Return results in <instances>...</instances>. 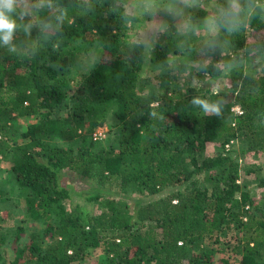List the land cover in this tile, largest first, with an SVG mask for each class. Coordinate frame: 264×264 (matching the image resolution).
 <instances>
[{
  "label": "trees",
  "instance_id": "trees-1",
  "mask_svg": "<svg viewBox=\"0 0 264 264\" xmlns=\"http://www.w3.org/2000/svg\"><path fill=\"white\" fill-rule=\"evenodd\" d=\"M262 1L247 31L219 33L214 53L209 34L167 29L156 34L147 58L143 42L126 39L139 17L122 0H56L67 12L58 35L33 28L30 36L17 33V52L0 46V162L12 164L16 183L29 191L30 217L44 224L24 245L18 229L7 262L0 244V264H75L98 248L102 256L93 264H216L207 240L241 253L240 264H264V196L253 198L240 180L238 157L226 152L240 138L243 152L264 154V67L232 69L230 85L219 92L227 101L223 115L206 117L180 91L178 62L168 59L170 49L190 55L198 48L212 59L205 74L220 78L223 56L231 48L248 56V33L264 34ZM49 15L44 10L40 18ZM95 44L101 52L72 90L65 69L76 48ZM147 62L155 73L145 77ZM209 93L202 98H219ZM152 101L159 105L150 108ZM237 105L241 113L233 110ZM110 109L119 122L116 147L91 136ZM39 115L21 133L25 142H12L15 118ZM54 137L75 145L64 147ZM209 143L224 151L206 156ZM64 171L87 179L98 214L80 203L65 207L73 194ZM129 195L160 196L132 207ZM235 231L242 235L231 244Z\"/></svg>",
  "mask_w": 264,
  "mask_h": 264
},
{
  "label": "rangeland",
  "instance_id": "rangeland-1",
  "mask_svg": "<svg viewBox=\"0 0 264 264\" xmlns=\"http://www.w3.org/2000/svg\"><path fill=\"white\" fill-rule=\"evenodd\" d=\"M130 4L133 7V12L139 17L138 21L131 22L128 28V35L126 39L128 41H140L141 34L146 31H150L158 27L161 20L169 23L170 27L168 29L175 30L177 35H180L176 28L173 26L174 22L170 19L168 13V8L170 6L169 0H154V6L149 7L153 3V0H122ZM214 0H204L202 6L199 7H189L186 10V16L190 17L193 23L200 25V31L195 35L208 34L204 28L202 21L213 12ZM262 6L264 9V0L262 1ZM152 39L147 43L146 46V57H149L153 46L155 45L156 34H152ZM190 35V34H189ZM249 41H252L251 35L248 33ZM144 43V42H143ZM145 44V43H144ZM233 49L231 48L227 55L223 56L225 59H221V65L223 61L226 62H235L236 67H242L245 71L254 69L256 65H259V68L264 67V61L259 63L254 62L252 59H249L245 54L244 50ZM76 57L75 62L70 65L68 69H65V75L70 79L72 84V90L78 88L81 85V82L84 80L98 54L101 52V46L95 44L89 49H85L83 46L75 49ZM208 57L205 53H202L197 48V54L187 55L186 52L180 53L175 49H170L168 52V59L170 62H178V80L181 83L180 91L185 96H199L202 98L206 90H209L210 93L216 91L212 89V83L217 80L223 81V86L220 89L222 91L224 88L230 85L231 82V72L225 73L217 79L211 80L208 74H205V71H201L199 61ZM210 58V62H211ZM147 62L146 67L143 71L144 76H149L155 71H152L148 66ZM220 63V62H219ZM225 63V62H224ZM209 93V95H210ZM208 98L213 99L212 97L207 96ZM237 107L235 106L233 110ZM241 109V108H240ZM242 111V110H241ZM47 110L42 111V115H45ZM65 115H67L64 112ZM39 116H28V117H16L14 120L15 128L17 129L18 134L14 136L12 142L23 143L25 140L21 137V133L26 131L29 124L37 122L40 119ZM118 119L113 114V109H110L105 123L101 126L104 127V133L106 137L102 142L107 147H116L117 144L114 142V138L118 133ZM60 142L64 147H69L75 145L72 141L63 140L59 137H54L52 142ZM80 140L78 143H82ZM245 143L240 138L235 139L230 146V149L226 152L229 154L236 155L240 163V180L241 182H247V188L251 191L253 198L257 202H261L264 196V185H261L264 180V154H256L243 152ZM224 151L222 147L218 144L209 143L206 149V156L213 157L219 152ZM12 164L9 161L1 160L0 162V244L3 247L8 249V255L5 256V261L12 259L14 255L13 245L14 239L18 229L21 227L23 233L21 235L20 244H26L31 236L36 233H42L44 224L42 221L33 220L28 211L26 199L29 194V191L22 189L15 181V177L12 170ZM63 182L70 189H72L73 200L65 201V207L71 208L73 203H80L86 205L89 209L93 211V214H98L101 209L93 201L89 200L90 196L95 195V191L84 177L79 174L70 171H64ZM167 193V190L162 192L160 195ZM160 195L147 196L145 199L139 200V197L135 195L127 196L132 207L138 201L140 203L146 202L153 198H156ZM237 235V239H236ZM242 233L240 231H235L231 233L227 239L230 240L231 244L238 243V238H240ZM225 241V240H224ZM51 239L46 238V244H49ZM206 244L211 246L215 251L216 264H240L242 257L241 253L234 252L231 246L227 245L225 242L215 243L213 240H207ZM102 256V249L98 248L90 252V254L85 258L83 262H77L75 264H93L97 262V259ZM225 261H228L226 263ZM225 262V263H224Z\"/></svg>",
  "mask_w": 264,
  "mask_h": 264
},
{
  "label": "clouds",
  "instance_id": "clouds-1",
  "mask_svg": "<svg viewBox=\"0 0 264 264\" xmlns=\"http://www.w3.org/2000/svg\"><path fill=\"white\" fill-rule=\"evenodd\" d=\"M204 0H169L168 15L174 22L176 30L184 35H195L200 31V25L193 23L190 17L186 16L189 7L202 6ZM154 6L153 3L149 7ZM257 0H214L213 12L202 21L204 28L212 39L208 41L207 47L214 53L217 46L216 37L220 32L235 35L241 31H247L250 27V20L257 15L259 8ZM47 10L50 15L44 19L40 18V13ZM67 18L66 10L56 2V0H0V46L7 47L10 52H17V45L14 39L17 33L22 32L30 36L33 28H38L40 32L47 35H58ZM264 19V14L261 15ZM170 27L169 23L161 20L158 27L141 34V39L147 45L152 39V34H159ZM248 58L259 63L264 61V34H256L252 37V42L246 49ZM210 56L199 61L201 71H206ZM236 67L235 62H226L220 71L228 73ZM223 86L222 80L212 83V89L216 91L213 95L218 99L193 97L191 105L199 109L206 117L223 115L227 101L220 97L219 92ZM159 105V101H152ZM155 116L156 113L152 112ZM163 118V117H161Z\"/></svg>",
  "mask_w": 264,
  "mask_h": 264
},
{
  "label": "built area",
  "instance_id": "built-area-1",
  "mask_svg": "<svg viewBox=\"0 0 264 264\" xmlns=\"http://www.w3.org/2000/svg\"><path fill=\"white\" fill-rule=\"evenodd\" d=\"M236 113H241V109L239 107H237L235 110H234ZM104 127H98L93 133H92V138L95 139V140H100L102 141L105 137H106V133H104V130H103ZM233 141H231L230 143H228L226 145V149L229 150L230 149V146H231V143Z\"/></svg>",
  "mask_w": 264,
  "mask_h": 264
}]
</instances>
